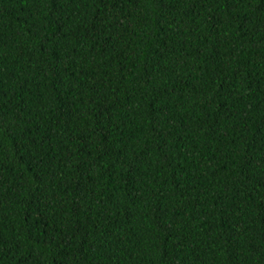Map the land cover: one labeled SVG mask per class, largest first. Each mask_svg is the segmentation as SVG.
Returning <instances> with one entry per match:
<instances>
[{"label": "trees", "instance_id": "obj_1", "mask_svg": "<svg viewBox=\"0 0 264 264\" xmlns=\"http://www.w3.org/2000/svg\"><path fill=\"white\" fill-rule=\"evenodd\" d=\"M0 264H264V0H0Z\"/></svg>", "mask_w": 264, "mask_h": 264}]
</instances>
